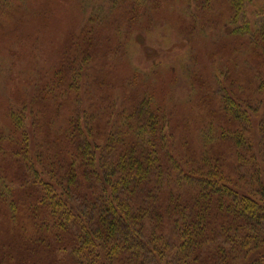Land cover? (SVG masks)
Instances as JSON below:
<instances>
[{
  "label": "trees",
  "instance_id": "16d2710c",
  "mask_svg": "<svg viewBox=\"0 0 264 264\" xmlns=\"http://www.w3.org/2000/svg\"><path fill=\"white\" fill-rule=\"evenodd\" d=\"M157 1L162 8L183 3L188 31L207 22L199 12L226 5L220 19L264 65V4L251 11L257 0H116L108 17L88 21L80 37L66 42L53 78L40 77L25 91L22 110L11 116L17 135L0 138L7 143L0 149V255L8 262L158 264L174 254L178 264H227L244 252L240 257L253 258L246 264H264V204L251 194L260 195L264 184L259 176L245 183L250 191L239 187L225 167L242 163L237 152L251 148L246 134L258 111L242 110L234 98L248 76L235 64L216 70L211 81L187 74L184 106L199 109L200 121L191 108L177 118L156 102L152 79L161 70L148 79L150 89L136 71L124 70L123 93L112 95L110 58L120 44L106 32L116 24L120 31L121 22L123 62L129 61L131 39L122 27L144 26ZM27 14V0H0V17L17 23ZM95 67L106 92L100 113L99 104L85 108L83 101ZM260 76L247 84L254 96L264 93ZM260 173L257 163L248 176Z\"/></svg>",
  "mask_w": 264,
  "mask_h": 264
},
{
  "label": "rangeland",
  "instance_id": "374dc122",
  "mask_svg": "<svg viewBox=\"0 0 264 264\" xmlns=\"http://www.w3.org/2000/svg\"><path fill=\"white\" fill-rule=\"evenodd\" d=\"M115 1L27 0L28 14L24 15L17 23L0 17V138L17 135L11 123V116L22 110L21 101L25 97V91L28 88H33L40 77L53 78L52 71L63 60L66 42L76 36L80 37V32L88 21L96 20L95 23H98V19H103L101 16L108 17L109 13L113 11ZM150 4L155 16H151L150 20L145 21L144 26L135 24L131 28L122 27V30L125 29L131 39L129 61L123 62L125 47L121 22L120 31L115 32L119 27L116 24L106 32L107 37L116 38L120 44V51L110 58L112 59L109 66L113 74L112 83L116 84V86H113L112 83L110 85L112 95L120 99V93H123L120 88L121 74L124 75L125 71H130V69L136 71L141 84L146 83L150 89L148 79L152 78V73L157 69L162 72L155 77V80L152 79V83L155 85L156 81L159 88L156 93V102H164L165 104H162L164 109L166 108L171 116L176 112L177 118L186 108H191L195 115H199V109L184 106L190 100L188 98L190 84L185 76L197 72L203 79L211 81L212 78H215L216 70H223L225 67L230 69L232 64H235L238 71L240 70L248 76L245 82L242 81L243 90L234 92L236 103L242 110L252 107L253 111L258 112L251 119L250 127H248L250 131L246 134L250 140V151L241 149L237 154L240 155L243 162L240 164H236V161L230 162L225 167L230 174V180L239 187L249 190L245 183H254L259 176L260 183L264 184V129H262L264 93L262 96H254L247 85L251 84L250 81L254 75H261L260 79L264 78V65H258L252 60L249 50L245 48L246 40L233 37L234 28L223 23L225 18L220 19V15L227 10L226 5L217 2L214 7L206 8L199 13L193 9V12L198 13L197 15L201 14L200 17L207 22L198 21L193 27L194 33L190 34L193 31L187 30L188 18H186L189 11L183 7V3L166 2L163 8L159 6L160 1ZM262 4H264V0H257L251 7V11L259 8ZM102 7L103 10H101ZM135 39H138L137 44H135ZM79 53H84V50H80ZM83 58L84 56H81L79 61L82 62ZM96 69L97 67L92 70L93 78L86 82L89 84V90L83 98V101L86 102L85 108L91 105V107H96L98 104L100 106L103 96H106V92L100 89V84L95 81V77H98L97 73L95 74V71H98ZM171 71H175V73L172 74ZM199 86H201V82ZM170 99H174V105L175 107L179 106V109H174ZM256 101L261 102L262 105L258 106ZM195 104H197L196 100ZM102 110L103 108L100 106L99 113ZM90 114L93 113L90 112ZM195 117L198 118V121L203 119V117L200 118L201 115ZM99 126L101 127L100 124ZM243 127L245 128V126ZM196 133L197 128L195 131L193 129L190 134L196 138ZM240 133H244V130L241 129ZM178 137L185 138L186 132L181 131ZM6 146L7 143L0 139V149L6 148ZM182 146L184 149V144ZM257 163H260L263 173L256 177L248 176L254 171V166ZM0 168L5 169L2 167L1 159ZM6 172L9 174V171ZM260 193L257 196L254 193L251 194L264 204V188ZM0 220L5 222L1 216ZM0 234L3 235L4 230H0ZM171 240H175V236H171ZM8 250L10 249L8 248ZM240 254H244V252ZM240 254L232 255L227 264H246L253 260V258L248 260L243 256L240 257ZM173 257L174 254L164 255L163 262L158 264H169L170 262L178 264L172 261ZM0 264L17 263L8 262L7 258L0 255ZM204 264H216V262L204 261Z\"/></svg>",
  "mask_w": 264,
  "mask_h": 264
}]
</instances>
